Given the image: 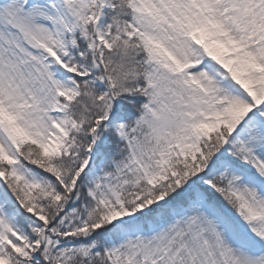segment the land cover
<instances>
[{
  "label": "snow or ice",
  "instance_id": "6c2138e0",
  "mask_svg": "<svg viewBox=\"0 0 264 264\" xmlns=\"http://www.w3.org/2000/svg\"><path fill=\"white\" fill-rule=\"evenodd\" d=\"M0 264H264V0H0Z\"/></svg>",
  "mask_w": 264,
  "mask_h": 264
}]
</instances>
